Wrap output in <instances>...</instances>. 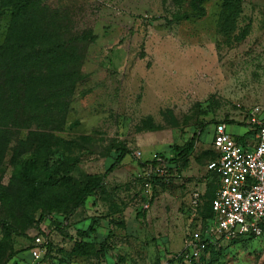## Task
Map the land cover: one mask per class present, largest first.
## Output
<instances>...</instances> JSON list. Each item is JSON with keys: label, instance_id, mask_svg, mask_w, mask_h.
Wrapping results in <instances>:
<instances>
[{"label": "rangeland", "instance_id": "rangeland-1", "mask_svg": "<svg viewBox=\"0 0 264 264\" xmlns=\"http://www.w3.org/2000/svg\"><path fill=\"white\" fill-rule=\"evenodd\" d=\"M224 1L0 0V264H30L41 230L45 264H264L202 217L214 126L264 109V0L230 31ZM154 159L171 168L147 190Z\"/></svg>", "mask_w": 264, "mask_h": 264}, {"label": "built area", "instance_id": "built-area-1", "mask_svg": "<svg viewBox=\"0 0 264 264\" xmlns=\"http://www.w3.org/2000/svg\"><path fill=\"white\" fill-rule=\"evenodd\" d=\"M263 110L254 106L248 111L247 122L255 132V145L238 144L226 132L224 124L214 126L213 139L218 156L206 165L220 186L211 200L212 217L209 233L224 240L259 239L264 243V122ZM144 166V187L149 190L154 177L167 179L165 164ZM198 195L193 194L195 205ZM147 208V205L144 206ZM43 230L33 235L28 248L30 264H45L48 241Z\"/></svg>", "mask_w": 264, "mask_h": 264}, {"label": "trees", "instance_id": "trees-1", "mask_svg": "<svg viewBox=\"0 0 264 264\" xmlns=\"http://www.w3.org/2000/svg\"><path fill=\"white\" fill-rule=\"evenodd\" d=\"M201 2L203 0H194V2ZM237 2L238 0H225L224 1V4L222 6V19H223V26H224V30H227V31H230L233 29V23H234V19L236 17V14L238 13V5H237ZM52 48L53 47H58L57 44L54 45V46H51ZM60 48V46L58 47ZM38 56H41L44 52H42V50L40 48H36L35 51H34ZM194 145H195V141H194V138L190 139L187 143H185L184 145L180 146V147H176L175 150L177 152V155H176V159H175V162H181V161H185L187 160L193 153L194 151ZM212 151V158L209 159L207 161L210 162L214 159L217 158L218 154L217 152ZM124 154H125V151L123 150H120V155L116 158V160L114 161V163L109 167V169L106 171V173L100 177V178H96L94 179L92 182L88 183V184H85L83 187L80 188V190L78 191L77 193V199L75 201V203L73 204L72 206V210H76L78 209L79 207L83 206L85 200L91 196V195H94L96 194L97 192H100L102 190V182H103V178H105L106 174L113 170L120 162V160L124 157ZM164 163V161H162ZM207 163L205 164V169H206V165ZM65 163H63L64 165ZM144 166L146 165H151L152 167H156L157 165H162L160 160H152V161H144ZM165 164V163H164ZM57 166H61V163L60 162H57ZM170 168L171 167H168V173L170 171ZM207 171V170H206ZM207 173L209 174H212L214 176H216L214 173H211L209 171H207ZM157 177H154L152 180L156 179ZM214 196L210 195L208 200H207V205L205 207V213L203 214V219L205 221L211 219L212 217V212H211V200ZM238 240H243V239H236V240H233V241H238ZM210 247V246H209ZM29 248V247H28ZM49 249V245L47 247V251ZM11 257H9V259H11Z\"/></svg>", "mask_w": 264, "mask_h": 264}, {"label": "crops", "instance_id": "crops-1", "mask_svg": "<svg viewBox=\"0 0 264 264\" xmlns=\"http://www.w3.org/2000/svg\"><path fill=\"white\" fill-rule=\"evenodd\" d=\"M255 106H258V105H255ZM252 107H254V106H252ZM252 107H250L248 109V111ZM262 110H263L262 119H263V122H264V109L262 108ZM247 116H248V113H247ZM221 124L225 125L226 132L228 134H230L238 144H240L242 146H245V147H252V146L255 145V142H256L255 141V132L251 129V126H249L247 121H246V126H239V125L234 124L232 122H223ZM213 132H214V129H213ZM165 166H167V165L165 164ZM204 178H205L204 179L205 181L210 180V181H208L209 183L204 181V185L205 186H206V184L211 185V186H209L210 187L209 188L210 189L209 194L214 196L216 191H217V189L220 186L218 178L216 176L212 175V174L207 173V171L205 172ZM202 192L203 193H199V192H194L193 193V194H197L198 195V201H199L200 197H202V196H204L206 194V188Z\"/></svg>", "mask_w": 264, "mask_h": 264}]
</instances>
